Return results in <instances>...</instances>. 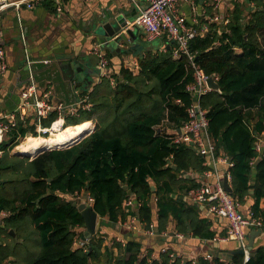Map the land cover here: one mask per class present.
<instances>
[{
    "label": "trees",
    "instance_id": "obj_1",
    "mask_svg": "<svg viewBox=\"0 0 264 264\" xmlns=\"http://www.w3.org/2000/svg\"><path fill=\"white\" fill-rule=\"evenodd\" d=\"M250 1L254 8L246 11L235 3L229 21L210 24L205 34L190 41V49L205 73L219 75L221 92L204 94L201 106L207 110L217 150L233 162L231 194L244 202L255 189L253 210L263 214L264 154L258 155L255 136L264 132V0ZM173 46L139 56L138 72L122 67L114 74L115 85L103 76L87 99L92 107L66 116L68 126H86V131L92 124L87 121L94 120L81 139L14 154L20 137L39 134L28 119L11 129L0 144V214L7 212L0 218V264H244L241 255L227 262L199 257L194 263L172 249L150 260L132 237L124 245L115 241L123 251L116 257L112 246L103 250L106 238L100 229L80 243L85 221L70 200L80 203L81 193L92 197L99 216L112 223L136 216L145 228L155 222L160 232L175 221L177 231L214 236L209 223L179 197L199 188L185 174L193 170L202 175L205 158L191 144L174 142L163 127L159 130L161 125L183 127L192 102L187 91L192 72L185 56L173 57ZM177 98L181 105L175 104ZM57 117L52 113L43 125L50 126ZM132 195L138 208L126 205ZM245 264H264V247L252 250Z\"/></svg>",
    "mask_w": 264,
    "mask_h": 264
},
{
    "label": "crops",
    "instance_id": "obj_2",
    "mask_svg": "<svg viewBox=\"0 0 264 264\" xmlns=\"http://www.w3.org/2000/svg\"><path fill=\"white\" fill-rule=\"evenodd\" d=\"M57 1L64 6L61 15L55 11ZM50 2L53 3V8L50 7ZM237 2L246 11L255 6L250 0H179L177 10L179 13L185 14L189 21L197 20L198 27L210 18H213L214 23L218 26L231 17L234 4ZM137 11V6L133 0H41L34 8L24 6L20 10L13 7L4 10L0 14V34L6 49L8 69L0 80V115L16 108L21 101L22 89L33 76L41 89L51 91L53 103L63 102L68 107L75 106L74 114L68 113L67 115H76L79 113V108L89 110L92 106L87 99L95 92V89L99 88L103 78V69L97 55L93 52L94 47L100 43L97 38L98 35L94 32L95 21L100 22V20L108 18L107 21H119L122 24H127L124 31L128 32L127 28L131 29L134 37L132 38L127 33V38L130 40L128 43L123 42L117 47L106 46L104 50L107 52L114 74L119 73L122 67H127L133 62L139 64L138 71H140L139 57L136 54L141 56L150 50H145V43L148 41L145 30L138 25H131L138 13ZM157 44L160 45L159 48H162L161 42ZM152 51H155V48ZM26 56L29 61L37 62L35 71L27 68ZM43 60H51V62L44 64ZM68 60L85 61L87 70L94 75L90 77L89 81L84 82L82 77H78L69 82L66 80V73L60 66V61L67 62ZM27 112L29 114L26 118L29 120L28 122L36 125L34 109L29 108ZM54 112L58 113L57 111ZM87 122L93 123L94 120ZM162 127L169 134L174 130L165 125L160 126L161 129ZM194 149L196 148L194 147ZM220 152L224 151L218 150V153ZM224 154L227 153L224 152ZM204 165L207 169L202 175L190 170L185 176L192 178L198 184H203L205 181L214 182L215 177H205V172L211 170L212 167L206 165L205 161ZM224 168L225 166L221 172L225 175L226 169ZM254 174L255 172L252 180L255 184L256 174L255 177ZM225 177H223L224 186ZM228 182L231 187V181ZM253 190L255 192V189ZM254 192L250 191L244 202L234 198L239 211L247 216L253 213L254 217L260 218L262 221L261 226L246 228V245L248 247L252 244L251 250L248 247L250 251L257 247H264V231L262 233L258 231L264 228V213L257 214L253 210ZM81 195L80 201L86 202L85 199L88 194L81 193ZM174 197H178V195L174 194ZM179 197L197 210L199 218L205 219L209 223L211 231L214 232L213 237L201 238L177 231L175 221L170 223L165 231L161 232L157 230L156 223L153 222L155 225L153 234L148 232L151 228L144 227L146 230L144 228L135 230L124 224L136 216H130L127 221L118 223H112L99 216V229L106 238L103 243V250L107 246H112L115 256H122V248L114 245L115 241L121 242L118 239L120 238L126 243L127 239L132 237L142 243L141 252L147 254L150 260L158 258L164 249H172L176 253L174 255L191 259L194 263L199 257H204L211 262L215 257H219L227 262L236 255L242 256L240 260L243 263L244 252L241 254L233 253L239 249L240 242L234 239L222 240L227 235L228 219L212 212L209 204L197 202L192 190ZM138 206L137 202L134 208H138ZM261 208L264 212V199ZM154 211H156V207H154ZM80 229L84 233L85 228L81 227ZM83 242L81 238L80 243ZM206 255H211V257L208 258Z\"/></svg>",
    "mask_w": 264,
    "mask_h": 264
},
{
    "label": "built area",
    "instance_id": "obj_3",
    "mask_svg": "<svg viewBox=\"0 0 264 264\" xmlns=\"http://www.w3.org/2000/svg\"><path fill=\"white\" fill-rule=\"evenodd\" d=\"M41 0H0V14L8 8L22 9L34 8ZM137 6L138 13L131 25L142 27L149 42H161V47L165 50L167 44L173 43V57L180 58L185 56L187 60L186 68L192 72L193 80L187 85V91L192 96V102L187 108L188 120L179 130H173L170 137L174 142H185L194 146L197 151L205 158V164L212 167L211 170L205 172V177H215V181H205L200 184L199 188L193 189L192 193L197 202H203L210 205V210L222 217L228 219L227 235L222 240L234 239L242 244L244 249V264L249 261L251 251L246 245V228L258 227L262 225L260 218L243 214L238 210L234 197L229 193L223 183V177L226 176L228 181H231L230 168L233 162L229 155L224 152L218 153L216 145L209 134V119L207 110L201 106V97L212 89L208 80L213 77L219 83V75H209L199 67L196 62V55L190 49V41L199 35L205 34L209 30V25L214 23V19H206L205 23L198 27L197 20L189 21L185 14H181L177 10L179 0H133ZM64 6L57 1L55 11L61 15ZM206 18V16H205ZM229 19L224 21L228 22ZM93 52L97 55L103 76H107L112 85H115L116 78L111 67L107 52L101 44H97ZM33 62V61H29ZM51 60H43L44 64H49ZM133 72L139 70V64L133 62L126 67ZM8 69V60L6 49L3 44L2 35L0 34V80L3 74ZM41 90V91H40ZM216 91V90H215ZM220 91V90H219ZM221 92V91H220ZM51 91L43 90L39 87L35 77L33 76L30 82L22 89L20 93V103L12 111L0 115V144L3 143L11 129L17 127L20 120H25L28 117L27 110L34 109L36 130L38 136L43 134L50 135L53 124L61 119L63 126L67 125L66 115L74 114L75 106H66L62 103H53L51 101ZM175 104H182V100L177 98ZM89 106V105H87ZM86 106V107H87ZM57 111L58 117L51 123L50 126H44L43 120L48 118L52 112ZM159 130L161 128L159 127ZM169 134V133H168ZM32 132L27 133L25 137H20V143L17 144L11 152L21 153L19 146L27 140ZM37 137V136H34ZM255 141V149L259 156L264 154V132L257 134ZM3 149L0 148V157L3 154ZM30 157H35L28 155ZM257 158L253 160L255 162ZM224 169L225 175L221 172ZM88 205H93L94 199L87 196L85 199ZM137 203L135 196L132 195L126 200L127 206H134ZM7 216V212H2L0 218ZM127 221V220H126ZM131 229L142 230L144 226L139 222L137 217L131 218L128 222H124ZM142 226H140V225ZM149 233L155 232V225L151 224ZM145 229V228H144ZM146 230V229H145ZM125 243L123 239L118 238ZM89 239H86L88 241ZM85 241V240H84ZM166 249H164L165 251ZM210 258L211 255H206Z\"/></svg>",
    "mask_w": 264,
    "mask_h": 264
},
{
    "label": "water",
    "instance_id": "obj_4",
    "mask_svg": "<svg viewBox=\"0 0 264 264\" xmlns=\"http://www.w3.org/2000/svg\"><path fill=\"white\" fill-rule=\"evenodd\" d=\"M108 18L100 20V22L95 21V30L94 32L98 35V41H100L99 44L102 45L103 49L106 46H118L122 45L121 43L125 42L128 43L130 40L127 38V33H129L132 38L134 37L133 32L131 29H128V32L124 31V28L127 26V24H122L119 21L112 22L111 20L107 21ZM26 66L29 70L35 71V67L37 66V62H29V59L26 56ZM60 66L66 73V80L69 82H72L73 80L77 79L78 77H82L83 81H89L90 77L94 74H90V72L87 70V66L85 64V61L82 60H68L67 62L60 61ZM209 86L216 90H220V85L218 82L214 80L213 77H210L208 80ZM41 91V90H40ZM21 154V153H18ZM252 184H254V180L252 181ZM126 188V186H125ZM225 188L231 192L232 188L229 185L228 178L225 177ZM153 189H155V186H153ZM251 192H254L253 189H251ZM71 203L78 207L79 211L81 212L82 216L84 217L85 221V230L82 235V239H90L93 235L96 234L97 228H98V219L99 214L94 209L92 205H88L85 201H82L78 203L75 200H70ZM260 233L264 231V228H261L258 230ZM11 233L15 234L14 230L10 231ZM252 245V244H251ZM248 246L249 249H252V246ZM239 249L233 251V253H243L244 249L242 248V244H239Z\"/></svg>",
    "mask_w": 264,
    "mask_h": 264
},
{
    "label": "bare ground",
    "instance_id": "obj_5",
    "mask_svg": "<svg viewBox=\"0 0 264 264\" xmlns=\"http://www.w3.org/2000/svg\"><path fill=\"white\" fill-rule=\"evenodd\" d=\"M86 128H87L86 126L70 127L68 126V124L63 126L62 120L59 119L53 124L50 130L51 134L48 137L45 136L34 137L32 135H29L27 140H25V142H23L22 145L19 146V150L23 154H28V153L32 154L49 144H53L57 146L66 145L81 139L83 135H85L90 129L89 128L86 131L85 130Z\"/></svg>",
    "mask_w": 264,
    "mask_h": 264
},
{
    "label": "rangeland",
    "instance_id": "obj_6",
    "mask_svg": "<svg viewBox=\"0 0 264 264\" xmlns=\"http://www.w3.org/2000/svg\"><path fill=\"white\" fill-rule=\"evenodd\" d=\"M138 27H139V26H138ZM159 46H160V45H158L156 42H148V41H147V42L145 43V50H152V49H154V48L156 49V48H159ZM142 51H143V50H142ZM22 54H23V52H22ZM23 55H24V54H23ZM136 56L139 57L140 54H136ZM93 124H94V123L91 124V126H90L91 128H90L89 130H91V129L93 128V126H92ZM43 135H44V134H43ZM50 138H52V137H50ZM0 148H2V147L0 146ZM71 200H73V199H71ZM98 229H99V223H98V228H97V230H98Z\"/></svg>",
    "mask_w": 264,
    "mask_h": 264
}]
</instances>
